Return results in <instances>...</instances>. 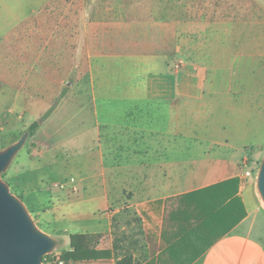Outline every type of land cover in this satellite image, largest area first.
I'll use <instances>...</instances> for the list:
<instances>
[{
	"label": "crops",
	"instance_id": "0c3cea01",
	"mask_svg": "<svg viewBox=\"0 0 264 264\" xmlns=\"http://www.w3.org/2000/svg\"><path fill=\"white\" fill-rule=\"evenodd\" d=\"M48 2L25 0L24 9L35 13ZM75 39L77 53L89 57L105 44L110 93L122 96L124 112L146 119L151 111L164 131L153 141L152 182L139 189L147 193L127 206L139 226L136 249L129 239L130 250H116V211L107 202L63 200L41 216L78 224L64 229L63 251L80 234L84 250L108 253L63 263L116 264L130 255L132 264H264L256 192L264 159V0L241 3L231 18L84 22ZM143 104L153 106H135ZM244 160L254 174L246 181Z\"/></svg>",
	"mask_w": 264,
	"mask_h": 264
},
{
	"label": "rangeland",
	"instance_id": "374dc122",
	"mask_svg": "<svg viewBox=\"0 0 264 264\" xmlns=\"http://www.w3.org/2000/svg\"><path fill=\"white\" fill-rule=\"evenodd\" d=\"M246 1L49 0L46 7L30 13L24 9L25 0H0V152L18 142L33 122L41 121L0 181L23 205L35 227L55 241V249L42 258V264L59 258L64 229L72 226L41 217L63 200L91 199L99 207L107 202L109 210L116 211V250H130L129 239L136 249L139 226L127 206L147 193L139 189L152 182L157 161L153 141L164 131L154 126L151 111L145 112L146 119L124 112L122 96L110 93L114 81L104 43L95 44V51L101 52L98 56L77 53L75 37L81 25L110 19L231 18ZM52 106L54 111L43 120ZM105 106H117L114 115ZM256 192L264 212L257 187ZM102 241L109 246L105 238Z\"/></svg>",
	"mask_w": 264,
	"mask_h": 264
},
{
	"label": "water",
	"instance_id": "95a60500",
	"mask_svg": "<svg viewBox=\"0 0 264 264\" xmlns=\"http://www.w3.org/2000/svg\"><path fill=\"white\" fill-rule=\"evenodd\" d=\"M37 123L40 125L41 121ZM27 138L26 132L18 142L0 152V176ZM257 189L264 202V159L258 172ZM55 246V241L35 227L23 205L0 181V264H42V258Z\"/></svg>",
	"mask_w": 264,
	"mask_h": 264
},
{
	"label": "trees",
	"instance_id": "16d2710c",
	"mask_svg": "<svg viewBox=\"0 0 264 264\" xmlns=\"http://www.w3.org/2000/svg\"><path fill=\"white\" fill-rule=\"evenodd\" d=\"M65 94L64 90L60 93L59 98H61ZM55 106L50 107L43 115L42 119L48 118L52 112L54 111ZM39 124L35 121L33 122L28 128H27V133L28 137H32L36 130L38 129ZM4 174L1 175L3 177ZM69 251H63L59 259L64 262V263H69V262H78V261H83V260H92L96 258H102L108 256L107 252H93L89 250H84L83 249V238L82 235L80 234H72L69 236ZM47 255L43 257L46 258ZM116 264H132V258L130 255H126L119 259Z\"/></svg>",
	"mask_w": 264,
	"mask_h": 264
},
{
	"label": "built area",
	"instance_id": "2783aa9c",
	"mask_svg": "<svg viewBox=\"0 0 264 264\" xmlns=\"http://www.w3.org/2000/svg\"><path fill=\"white\" fill-rule=\"evenodd\" d=\"M180 66L181 63L179 62L178 64L174 65V69L178 70ZM242 167L245 169L248 167V162L246 160H244V162L242 163ZM251 177H254L253 170L247 168V170L243 173V179L246 181ZM44 264H64V263L58 257H54V258H48V260H46Z\"/></svg>",
	"mask_w": 264,
	"mask_h": 264
},
{
	"label": "bare ground",
	"instance_id": "6f19581e",
	"mask_svg": "<svg viewBox=\"0 0 264 264\" xmlns=\"http://www.w3.org/2000/svg\"><path fill=\"white\" fill-rule=\"evenodd\" d=\"M263 205H264V202H263Z\"/></svg>",
	"mask_w": 264,
	"mask_h": 264
}]
</instances>
